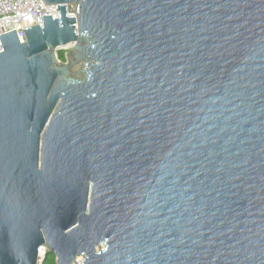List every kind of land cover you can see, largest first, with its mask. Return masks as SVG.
Listing matches in <instances>:
<instances>
[{
	"label": "water",
	"instance_id": "water-1",
	"mask_svg": "<svg viewBox=\"0 0 264 264\" xmlns=\"http://www.w3.org/2000/svg\"><path fill=\"white\" fill-rule=\"evenodd\" d=\"M44 1L0 37V264H264V0Z\"/></svg>",
	"mask_w": 264,
	"mask_h": 264
},
{
	"label": "built area",
	"instance_id": "built-area-1",
	"mask_svg": "<svg viewBox=\"0 0 264 264\" xmlns=\"http://www.w3.org/2000/svg\"><path fill=\"white\" fill-rule=\"evenodd\" d=\"M68 10L74 14V10ZM52 15L59 17V9L56 4H46L44 0H0V37L15 30L21 42L26 41L25 29L34 25L43 26V16ZM3 47L0 42V51ZM41 255L38 264L42 263L46 251L40 248Z\"/></svg>",
	"mask_w": 264,
	"mask_h": 264
},
{
	"label": "rangeland",
	"instance_id": "rangeland-1",
	"mask_svg": "<svg viewBox=\"0 0 264 264\" xmlns=\"http://www.w3.org/2000/svg\"><path fill=\"white\" fill-rule=\"evenodd\" d=\"M70 9L75 11V10H76V6L73 5V4H71V5H70ZM71 48H72V47L70 46V47H62V48L58 49V50L56 51L57 57H58V53H59L60 51L65 52V55L67 56V52H68ZM58 59H59V58H58ZM59 61H62V60L59 59ZM84 63H85L84 60H83V61H79L78 63H76V64L71 68V73H75V72H77V71L83 69V68H84ZM70 77L73 78V79H75L71 74H70ZM83 77H84V74H78V75H77V80H80V79H82ZM97 249H99V248H97ZM82 259H83L82 257H79V261H82Z\"/></svg>",
	"mask_w": 264,
	"mask_h": 264
},
{
	"label": "trees",
	"instance_id": "trees-1",
	"mask_svg": "<svg viewBox=\"0 0 264 264\" xmlns=\"http://www.w3.org/2000/svg\"><path fill=\"white\" fill-rule=\"evenodd\" d=\"M58 58L62 61H66V55L65 52L60 51L58 53ZM41 264H57L56 262V256L54 254H47Z\"/></svg>",
	"mask_w": 264,
	"mask_h": 264
}]
</instances>
